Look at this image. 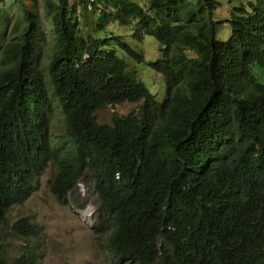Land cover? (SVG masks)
Returning <instances> with one entry per match:
<instances>
[{
	"label": "trees",
	"instance_id": "obj_1",
	"mask_svg": "<svg viewBox=\"0 0 264 264\" xmlns=\"http://www.w3.org/2000/svg\"><path fill=\"white\" fill-rule=\"evenodd\" d=\"M42 1L52 43L38 0H0V229L53 166L61 204L91 177L93 230L115 264H264V0H229L225 21L220 0ZM146 36L161 55L140 69ZM145 69L162 75V102ZM124 103L141 105L98 123V110ZM39 236L15 222L6 241L22 243L14 256L0 244V264H43Z\"/></svg>",
	"mask_w": 264,
	"mask_h": 264
},
{
	"label": "rangeland",
	"instance_id": "obj_2",
	"mask_svg": "<svg viewBox=\"0 0 264 264\" xmlns=\"http://www.w3.org/2000/svg\"><path fill=\"white\" fill-rule=\"evenodd\" d=\"M5 1H8V4H10V1L16 3L15 0ZM69 1L74 3L81 0ZM220 1L223 2V7L216 12L215 16L220 21H225L231 17L233 4L229 0ZM243 2L247 4L246 1ZM26 3L30 6L33 2L32 0H26ZM11 5L7 14L10 22L7 35L11 34L16 19L19 18L18 8L15 5ZM37 6L44 19L45 32L49 35V43H52L50 37L52 24L45 15L43 1L38 0ZM84 16V25L87 27V31L94 33L96 19L93 17L92 12H85ZM111 31H116V28L113 27ZM119 32L131 35L129 28H119ZM230 33L229 26L223 24L218 27L220 39L228 40ZM127 41L132 43L130 39ZM143 44L141 49H144L147 63L139 65L140 69H144L149 62H155L161 55L160 44L155 38L146 36ZM50 48H45L46 53ZM47 58L48 55L46 54L45 66L48 64ZM132 67L138 69V65L133 64ZM137 74L150 92L156 95L157 100L162 102L166 93L162 75L155 73L151 69L138 70ZM140 105L141 103H124L108 106L98 110L96 118L99 124H112L113 119L129 115L136 111ZM64 128V115L57 112L53 123L54 136L63 135L65 133ZM55 173L53 166H51L42 176L39 190L23 206L15 207L10 211L6 224L0 229V244L7 245L12 251V256H14L22 241H6L7 233L15 222L22 218H28L36 225L40 233V236L34 238L31 242L43 248L45 253L43 264H110L105 251L102 250L99 240L92 230L98 205V196L91 177H84L83 181L77 185L74 192L70 195V204L64 205L58 202L51 192V182Z\"/></svg>",
	"mask_w": 264,
	"mask_h": 264
},
{
	"label": "clouds",
	"instance_id": "obj_3",
	"mask_svg": "<svg viewBox=\"0 0 264 264\" xmlns=\"http://www.w3.org/2000/svg\"><path fill=\"white\" fill-rule=\"evenodd\" d=\"M82 182V181H81ZM80 183V182H79ZM78 183V184H79ZM77 184V185H78ZM98 196V195H97ZM57 200V199H56ZM64 205H68V204H64ZM96 216H97V209H96V212H95V216H94V224H93V226H92V230H93V228H94V225H95V223H96ZM93 232H94V230H93ZM94 234L96 235V233L94 232ZM96 237L98 238V240H99V243H100V245H101V247H102V250L103 251H105V253H106V255H107V259H108V261L110 262V264H115L113 261H112V258H111V254H110V251L107 249V248H104L103 246H102V244L101 243H107V241L104 239V238H102V237H98L97 235H96ZM124 264H127V263H124Z\"/></svg>",
	"mask_w": 264,
	"mask_h": 264
}]
</instances>
